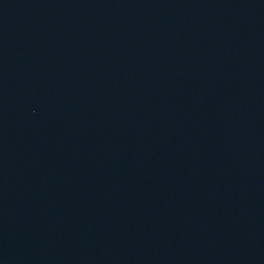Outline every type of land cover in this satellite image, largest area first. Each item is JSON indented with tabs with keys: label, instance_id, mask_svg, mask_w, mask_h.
Returning <instances> with one entry per match:
<instances>
[{
	"label": "water",
	"instance_id": "1",
	"mask_svg": "<svg viewBox=\"0 0 264 264\" xmlns=\"http://www.w3.org/2000/svg\"><path fill=\"white\" fill-rule=\"evenodd\" d=\"M0 264H264V0H0Z\"/></svg>",
	"mask_w": 264,
	"mask_h": 264
}]
</instances>
